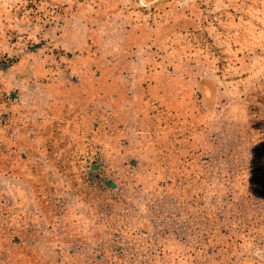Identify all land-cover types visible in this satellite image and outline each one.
<instances>
[{
  "label": "rangeland",
  "instance_id": "1",
  "mask_svg": "<svg viewBox=\"0 0 264 264\" xmlns=\"http://www.w3.org/2000/svg\"><path fill=\"white\" fill-rule=\"evenodd\" d=\"M0 264H264V0H0Z\"/></svg>",
  "mask_w": 264,
  "mask_h": 264
}]
</instances>
